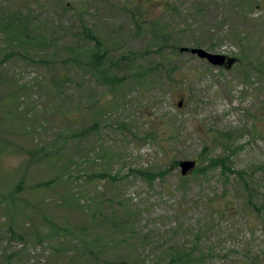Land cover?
Masks as SVG:
<instances>
[{"label":"rangeland","instance_id":"rangeland-1","mask_svg":"<svg viewBox=\"0 0 264 264\" xmlns=\"http://www.w3.org/2000/svg\"><path fill=\"white\" fill-rule=\"evenodd\" d=\"M117 255L264 264V0H0V264Z\"/></svg>","mask_w":264,"mask_h":264},{"label":"trees","instance_id":"trees-1","mask_svg":"<svg viewBox=\"0 0 264 264\" xmlns=\"http://www.w3.org/2000/svg\"><path fill=\"white\" fill-rule=\"evenodd\" d=\"M37 6H38V4L35 5L34 7H37ZM7 25H8L7 23H3V26H7ZM13 29L17 30L18 32H20V31L22 32V28L20 25H15L13 27ZM83 32H84V37L86 39L94 40L92 48L90 50H87V51H78L76 53L69 54L67 56L66 61H69V60L75 61L76 63H78V65L85 66V68L89 69L90 72L95 73V77L100 82L105 84L109 91L116 90L118 88V86L120 85L119 84L120 79L116 75L107 72L109 65H107V63H106L105 51L102 50V43L100 42L98 37L95 36L91 32V30L84 28ZM234 62H235V59H234ZM66 77H67V73L61 72V74L59 73L58 76L56 77V81H58V82L60 81L62 83L66 80ZM209 162H210L209 163L210 166L220 165L222 172H225V171L231 172L230 167L226 164V158H222V157L221 158H213V159L211 158ZM207 168H208L207 166L203 165V166L197 168L196 172L204 171ZM140 174L145 175L148 179H151V177L154 176V175L150 174L149 171L147 172V170L140 172ZM21 187H22V180L19 181V183L16 187V190L20 189ZM68 228H69V226H68ZM68 228L66 227V228H64V230H68ZM64 248H65V245H62V246H59L58 250L62 249V252H63L64 250H66ZM177 256L178 255L170 258L167 261V264H183L182 262H186L185 261L186 259H183V261H180V259L176 260ZM74 259H76L75 255H71L70 260L72 261ZM103 264H145V262L140 263L137 261V259H135V257L132 258L131 256L117 255L110 260L104 261Z\"/></svg>","mask_w":264,"mask_h":264},{"label":"water","instance_id":"water-1","mask_svg":"<svg viewBox=\"0 0 264 264\" xmlns=\"http://www.w3.org/2000/svg\"><path fill=\"white\" fill-rule=\"evenodd\" d=\"M188 50L192 54H196L199 58L205 59L208 63L215 66L231 67L234 63V58L226 54L212 53L200 47L181 48V51ZM180 105V103L178 104ZM180 167V174L185 175L190 171L194 165V160H181L178 162Z\"/></svg>","mask_w":264,"mask_h":264}]
</instances>
